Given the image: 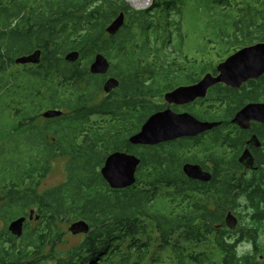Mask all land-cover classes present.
Returning <instances> with one entry per match:
<instances>
[{
  "label": "trees",
  "instance_id": "16d2710c",
  "mask_svg": "<svg viewBox=\"0 0 264 264\" xmlns=\"http://www.w3.org/2000/svg\"><path fill=\"white\" fill-rule=\"evenodd\" d=\"M263 5L264 0H153L139 10L126 0H0V264H165V248L172 251L171 264H214L181 244L211 234L224 252L222 264H252L250 255L236 253L237 241L225 236L224 220L246 194L252 222L264 223V172L252 185L234 184L239 177L229 170L238 166L227 148L239 146L243 135L224 130L237 109L264 101V75L236 90L216 84L188 106L199 105L193 110L197 118L220 122L199 140L146 146L132 145L128 137L164 110V93L216 73L214 64L185 55L187 33L217 43L220 55L235 52L263 40ZM121 12V28L106 33ZM36 50L37 63L13 68L17 58ZM72 51L78 58L65 61ZM97 53L109 60L119 83L89 108L102 90L103 77L89 73ZM48 107L62 114L44 125L38 113ZM94 114L102 120L93 122ZM48 131L56 142L42 139ZM115 151L140 158L129 187L109 189L100 174ZM57 157L67 158L66 179L39 192ZM186 161L213 162L216 178H188ZM239 184L248 187L239 193ZM30 209L38 219L27 220L19 237L7 232L8 223ZM81 219L90 230L71 245L64 228ZM248 231L256 233L242 232Z\"/></svg>",
  "mask_w": 264,
  "mask_h": 264
},
{
  "label": "water",
  "instance_id": "95a60500",
  "mask_svg": "<svg viewBox=\"0 0 264 264\" xmlns=\"http://www.w3.org/2000/svg\"><path fill=\"white\" fill-rule=\"evenodd\" d=\"M124 13L121 12L116 19L106 27V33L115 34L124 23ZM40 50L31 54L20 56L15 63L27 64L37 63ZM79 56L77 51L69 52L65 56V61H75ZM89 65L90 73L105 74L109 69L110 62L101 53H97ZM216 73L207 72L195 83L179 85L163 94V98L168 105H187L198 98H204L210 87L216 84H223L232 89H239L250 79H256L264 75V38L262 41L243 46L230 53L224 60L214 67ZM118 79L110 77L103 84L105 92H109L118 86ZM171 107L158 110L151 114L146 122H143L139 131L129 135L128 141L132 145H157L163 142L172 141L183 137H194L198 133L207 131L220 124L219 121L199 120L188 112H175ZM62 110L58 108L48 109L42 112L46 118L61 116ZM250 121L264 123V101L248 102L237 111L232 118V122L242 128H247ZM245 153L244 156H246ZM140 158L126 151H115L110 153L100 168V174L109 185V189H121L129 187L136 182V171ZM183 173L190 179L209 181L211 175L205 172L200 165L187 162L182 167ZM29 220L38 219L35 210L28 212ZM26 216L13 218L7 225V232L19 237L23 234ZM237 217L229 211L225 216V223L229 228L237 225ZM89 224L81 219L74 221L67 228L71 233H88Z\"/></svg>",
  "mask_w": 264,
  "mask_h": 264
},
{
  "label": "rangeland",
  "instance_id": "374dc122",
  "mask_svg": "<svg viewBox=\"0 0 264 264\" xmlns=\"http://www.w3.org/2000/svg\"><path fill=\"white\" fill-rule=\"evenodd\" d=\"M126 1L128 2L129 6H132L135 9H139V6H141V4L143 3V2L140 3L141 1H138L136 3L132 2L131 0H126ZM144 3L145 4L142 5L143 8H140L139 10L141 9L143 10V9L150 7L151 4L153 3V0H148V2L145 1ZM145 5L147 7H145ZM263 9H264V5H263ZM184 43H185V46H184L185 55L190 60H197L198 63H208V65H211V64L216 65L218 62L224 60L230 53H234L233 51L225 55H220L221 52H220V49L217 43L209 42L207 38L203 39L201 35H199L197 32L187 33ZM202 47H203V51H202ZM181 59H178V60H181ZM16 64L17 65L13 67L15 69L17 68V66L20 68L26 66L24 64H18V63ZM101 97L102 95L99 98L102 99ZM159 103L165 105L164 108L166 107L175 108L176 107L174 105H168L165 102L164 98L160 99ZM209 103L211 102H207L206 104H209ZM198 106L199 105H196V107L194 108H197ZM181 108H185V107H181ZM221 109H224V108L220 107L216 110L220 111ZM102 117L103 116L101 115H95L91 117V120L93 122H99L102 120ZM201 154L202 153H200V156ZM66 162H67V158H64V157H57V159L55 158L50 162L49 164L50 169L47 172L46 176L43 178V180L40 182V186L38 190L39 192L45 190L46 188L55 186V185L58 186V184H60L66 179L65 178ZM246 203H247L246 199H244L243 197L241 199L236 200V203L231 209L235 213H238L240 221L238 222L239 223L238 226L234 228L233 230L229 228L228 229L229 231L226 233L225 236H228L229 239H234L235 234H237L238 232H242V229L256 227L257 228L256 233H254L252 236H247L246 238H242L239 241H237L235 249H236V253L238 254V256L250 255L251 256L250 261H252V264H264V223L261 224L260 226H257L256 224L252 222L253 221L252 220V209H250L249 206H246ZM71 223L72 222L68 224V227L70 226ZM67 228H64L68 233L66 236L68 240L67 242L71 245L79 243V241H81L83 238V233L73 234ZM150 232L151 234L155 235L154 232H152L151 228H150ZM213 236H214L213 234L207 236L208 239L203 242L195 243V242L182 241L181 244H183V246L185 247V251H187L188 253L190 252L199 253L200 252V253H203L205 256H207V258H209L212 263L222 264L221 261L224 257V252L221 249H218L217 247L218 245L214 240L215 237ZM242 244H250L251 250L249 251L245 249L243 251L238 252L237 249ZM150 247L152 250V247H153L152 243ZM164 254H165V264H171L172 262H175L173 255H172V251H170L169 248H165Z\"/></svg>",
  "mask_w": 264,
  "mask_h": 264
},
{
  "label": "flooded vegetation",
  "instance_id": "af4514ba",
  "mask_svg": "<svg viewBox=\"0 0 264 264\" xmlns=\"http://www.w3.org/2000/svg\"><path fill=\"white\" fill-rule=\"evenodd\" d=\"M29 64L30 63L24 64V65H29ZM109 71H110V66H109V69L106 71L105 74H93V75H100V76L103 77V81L100 84V85H102V90L98 93V96H96L94 98V100H92L91 105L89 104L90 105L89 108H92V107L100 104L101 102H103L106 99V97L110 96V94L113 92V90H115V88H114V89H112L109 92H105L104 89H103V84L105 83V81L107 79H109L110 77H115V76H112ZM209 72H211V71H209ZM211 73H213V72H211ZM213 74H215V73H213ZM184 85H187V84H184ZM101 95H102V97H101L102 99L99 98ZM196 100L194 102H192V103L187 104V105H174L176 107L172 108V110L175 111V112H184L185 111V112H188V113L192 114L193 116H195V114L193 113V110H197L199 108L198 107L197 108H187V107L190 106L191 104H194L196 102ZM253 102H255V101H253ZM256 102H258V101H256ZM259 102H262V101H259ZM181 107H185V108H181ZM48 109H52V107L44 108V110H42V112H44V111H46ZM240 109L241 108L237 109L235 111V113L237 111H239ZM42 112L40 111L38 113V115H39L38 117L40 119V122L42 124H44V125H45V123H49L53 119L57 118V117L46 118V117L42 116ZM235 113L233 114V116L231 118H229L230 120H229L228 127L224 131L229 133L232 137L236 136L237 134L242 133L243 137L241 138L242 140H241V143H240L239 146H235V147H231L230 146V148H227L228 154L231 155V157L235 158V160H236L235 162H236V164L238 166L237 169H232V170H229V171L233 175H236V177H239V180L237 178L235 180L234 184H237L239 181H242V182H244V183H246L248 185H252L256 181V177H260L261 174L264 172V123H261V122H258V121H250V123L248 124L247 128H242L239 125H237V124L232 122V118L234 117ZM95 115H98V114H94L93 116H95ZM197 119L203 120V119H200V118H197ZM204 121H212V120L204 119ZM213 128H215V127H213ZM213 128L209 129L207 131L201 132L200 134L198 133L197 136H194V137H186L185 136L183 138H189V139L198 138V140H199V139L205 137L206 133H207V135L209 133H211V131H213ZM43 138H44V141H46L47 143L56 142L55 134L53 132H51V131L46 132L43 135L42 139ZM175 140H177V139H175ZM172 141H174V140H172ZM167 142H169V141H167ZM245 153H247L246 156H244ZM190 163H193V162H190ZM193 164L200 165L201 168L205 172H208L211 175V178H210L209 181L204 182V181H200V180H195L196 182H199V183H203V182L204 183H210V182L213 181V178H216L215 177L216 172L214 171L213 162H211V161L208 162L207 161L206 163L202 164L199 161V163H193ZM217 180H220V178H218ZM248 185L247 186H243V184H242V186H240V184H239V187H237L236 191L240 193L241 191L245 190V188H247ZM245 195L246 194H241L240 196H238V199H241L243 197L244 199H246V202H247L246 206H249L248 205V201H247V196H245ZM235 203H236V201H235ZM235 203H233L232 207L234 206ZM229 211H231L237 217L238 222H239L240 218H239L238 213H235L232 209H230ZM229 211H227V213ZM27 217L28 216H26V218ZM27 220H29V219L27 218ZM238 222H237V225L235 227L230 228V229L233 230L234 228H236L238 226V224H239ZM247 229L248 228L242 229V231L247 230ZM252 229L253 230H255V229L257 230L256 227H252ZM248 232H250V231H248ZM248 232H245V233L238 232L237 234H235L234 240L235 241H239L242 238H246L248 236L247 235ZM254 232L255 231L250 232L251 235L254 234Z\"/></svg>",
  "mask_w": 264,
  "mask_h": 264
},
{
  "label": "clouds",
  "instance_id": "9594fccd",
  "mask_svg": "<svg viewBox=\"0 0 264 264\" xmlns=\"http://www.w3.org/2000/svg\"><path fill=\"white\" fill-rule=\"evenodd\" d=\"M245 249H247V250H251V245L250 244H242L238 249H237V251L238 252H240V251H243V250H245Z\"/></svg>",
  "mask_w": 264,
  "mask_h": 264
},
{
  "label": "bare ground",
  "instance_id": "6f19581e",
  "mask_svg": "<svg viewBox=\"0 0 264 264\" xmlns=\"http://www.w3.org/2000/svg\"><path fill=\"white\" fill-rule=\"evenodd\" d=\"M131 1H132V2H135V3L138 2V1H141L140 3L143 2V3L141 4V6H139V9H140V8H143L142 5L145 4V3H144L145 1L148 2V0H131ZM140 3H139V4H140ZM148 4H149V3H148ZM135 6H136V5H135ZM145 7H147V6L145 5ZM145 7H144V8H145ZM218 63H219V62H218ZM214 67H215V66H214ZM210 88H211V87H210ZM210 88H209V90H210ZM207 93H208V92H207ZM205 97H206V96H205ZM205 97H204V98H205ZM198 99H201V98H198ZM224 223H225V222H224Z\"/></svg>",
  "mask_w": 264,
  "mask_h": 264
}]
</instances>
